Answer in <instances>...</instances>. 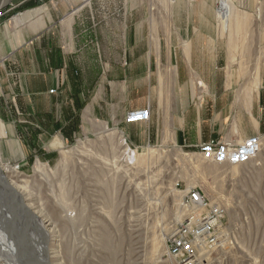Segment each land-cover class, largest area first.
Here are the masks:
<instances>
[{"label": "rangeland", "instance_id": "374dc122", "mask_svg": "<svg viewBox=\"0 0 264 264\" xmlns=\"http://www.w3.org/2000/svg\"><path fill=\"white\" fill-rule=\"evenodd\" d=\"M235 3L239 10L251 14L252 20L243 36L244 43L239 40L244 50L236 53L238 62L231 66L228 36L216 30L218 0H177L168 29L160 13L150 11L153 4L160 7V0H89L84 5L82 24L87 31L116 29L119 53L133 32L141 36L135 39L148 46L144 56L150 62L151 88L157 90L159 76L167 85L156 102L165 112H173L168 116L172 130L179 126L185 135L194 137L195 122L203 134L208 124L217 122V138L240 142L251 135L264 137V40L260 34L264 31V0ZM256 7L261 12L258 20L253 18ZM155 36L158 47L152 39ZM107 39L102 37L103 41ZM240 61L245 68L241 78L237 73ZM212 68L225 77L226 93L213 94L203 81L201 73L208 76ZM256 70L260 80L257 91L251 88ZM86 71L93 76L95 70ZM141 72L138 68L134 71ZM100 124L121 132L112 124ZM2 136L4 126L0 146ZM106 138L87 122L74 140L53 147L50 157L32 153L16 161L0 147V165L15 167L28 182L26 202L42 204L41 218L53 222L50 252L58 257L52 254V264H178L166 255V240L186 214L183 210L181 218L174 221L175 194L182 193L181 200L190 189L200 191L226 211L218 243L206 250L207 255L200 252L197 264H264V148L259 159L244 165H219L204 182L193 176L191 164L173 156L182 150L198 157L197 147L165 141L135 146L123 137L130 148H149L156 157L148 166H114L102 158L110 153ZM63 153L69 154L66 163ZM36 161L54 171L35 173ZM158 239L162 242L156 249Z\"/></svg>", "mask_w": 264, "mask_h": 264}, {"label": "crops", "instance_id": "0c3cea01", "mask_svg": "<svg viewBox=\"0 0 264 264\" xmlns=\"http://www.w3.org/2000/svg\"><path fill=\"white\" fill-rule=\"evenodd\" d=\"M88 1L0 0V10L11 8L0 18V132L2 126L5 130L1 149L16 161L32 153L50 157L53 147L74 140L87 122L99 132L101 122L112 124L135 146L165 141L196 148L217 138V122L208 124L206 134L195 122L194 137L179 126L171 129L168 116L173 112L156 102L167 85L160 88L161 76L158 91L150 85L147 44H138L135 38L141 36L133 32L119 53L116 29H84ZM104 36L109 39L103 41ZM88 68L95 70L93 76ZM136 68L143 72L134 73ZM201 76L213 94L227 92L225 77L214 68ZM145 107L151 110L148 121L124 122L128 110ZM138 127L143 131H135Z\"/></svg>", "mask_w": 264, "mask_h": 264}, {"label": "bare ground", "instance_id": "6f19581e", "mask_svg": "<svg viewBox=\"0 0 264 264\" xmlns=\"http://www.w3.org/2000/svg\"><path fill=\"white\" fill-rule=\"evenodd\" d=\"M176 1L177 0H160V7L156 6L155 4L150 6V11L152 14L155 10L156 12L160 13L161 19L163 20L166 29L170 27L169 21L173 15ZM218 3L219 6L215 13L216 30L221 36H228V48L230 52L228 57V65L231 66L235 62H238V59H236V53L238 51L244 50L243 47H239V40L241 39L242 43H244L243 36L245 33H247L252 16L245 11L239 10L235 0H218ZM253 16V18H256L255 20L261 18V12L258 7H256ZM262 33L260 32L261 39L264 40V31H262ZM152 39L153 41L155 40V45L158 47V38L155 36ZM243 45L244 44L241 46ZM239 63L241 68L237 73L241 78V76L245 74V68L243 67L241 61ZM230 76H233V73H231ZM259 81L258 71L256 70L251 87L253 90L257 91L259 87ZM201 85L202 84L200 83V86ZM159 86L161 89L166 86V83H163L162 76ZM254 122L255 125H257V121L254 120ZM100 132L105 133L107 136V141L110 142V153L107 151L109 156L107 157V155L104 154V157L102 158L110 161L114 166L118 164H125L126 166L134 163L135 165H147L148 163H153L152 160L156 157L154 150L152 151L149 148H146L140 151L130 148L126 144L121 132H118L117 130H111L105 124L101 126ZM260 140L261 148L256 158H254L255 160L260 158L261 151L264 148V137L260 138ZM78 148L80 149V146ZM99 153L100 152L97 151V155H100ZM173 156L179 161H185L191 164L193 176L200 178L204 182H206L205 179L209 173H215L219 168L218 164L212 162L205 164L204 159L200 155L197 157L192 153H187L182 150H177ZM68 158L69 154L63 153L64 163L67 162ZM0 167L3 172V176L6 178L9 185L15 189V191L20 196L17 197L9 190V188L0 187V264H52L51 261L54 255L52 252H50V243L53 240L51 237V232L53 229L52 220L47 218L46 220L44 219L45 217L41 218L40 210L42 209V204L37 203V206H34L35 203L33 204L26 202V199L29 197V195H25L28 182L24 179V177H21V173L17 171L15 167H8L4 164H1ZM53 171L54 170L49 165L40 161H36L34 167L35 173H52ZM182 195L183 194L180 192L175 194V205L173 210L174 221H178L183 214V209L180 207V198ZM21 236H23L21 240L23 245L18 248L16 244H19L18 241ZM161 242L162 239H158V241H156V244H154L156 245V249H158V245ZM20 250L23 254H27L29 257L22 259L21 255L19 254ZM200 251L202 256L208 254V251L205 249H201Z\"/></svg>", "mask_w": 264, "mask_h": 264}, {"label": "built area", "instance_id": "2783aa9c", "mask_svg": "<svg viewBox=\"0 0 264 264\" xmlns=\"http://www.w3.org/2000/svg\"><path fill=\"white\" fill-rule=\"evenodd\" d=\"M10 10H0V18ZM150 116L149 107L134 108L126 112L124 122H146ZM260 148L261 140L257 135L248 136L240 142L221 137L201 142L197 145V153L205 161L218 165H244L256 158ZM180 203L186 214L167 237L166 255L178 264H197L200 250H210L218 243V232L226 211L196 189L188 190Z\"/></svg>", "mask_w": 264, "mask_h": 264}, {"label": "water", "instance_id": "95a60500", "mask_svg": "<svg viewBox=\"0 0 264 264\" xmlns=\"http://www.w3.org/2000/svg\"><path fill=\"white\" fill-rule=\"evenodd\" d=\"M0 187H6V188H9V190H10L13 194H15L17 197H20L19 194L15 191V189H13V188L9 185L8 181H7L6 178L3 176V172H2V170H1V167H0ZM22 238H23V236L20 237V239H19V241H18L19 244H16V246H17L18 248H20L21 245H23V244H22V241H21ZM24 250H25V249H24ZM20 255H21L23 258H27V257H29V256H27V254H23V253H20ZM36 260H38V259H36Z\"/></svg>", "mask_w": 264, "mask_h": 264}, {"label": "trees", "instance_id": "16d2710c", "mask_svg": "<svg viewBox=\"0 0 264 264\" xmlns=\"http://www.w3.org/2000/svg\"><path fill=\"white\" fill-rule=\"evenodd\" d=\"M262 130H263V132H264V127H263V129H262Z\"/></svg>", "mask_w": 264, "mask_h": 264}]
</instances>
